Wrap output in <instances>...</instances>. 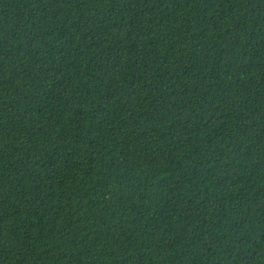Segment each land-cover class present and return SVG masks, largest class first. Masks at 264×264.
<instances>
[{"label":"trees","instance_id":"16d2710c","mask_svg":"<svg viewBox=\"0 0 264 264\" xmlns=\"http://www.w3.org/2000/svg\"><path fill=\"white\" fill-rule=\"evenodd\" d=\"M0 264H264V0H0Z\"/></svg>","mask_w":264,"mask_h":264}]
</instances>
